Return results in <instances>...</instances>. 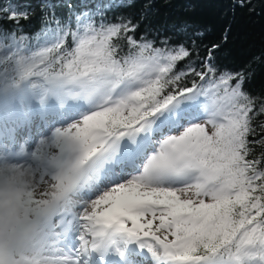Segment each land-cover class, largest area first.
Masks as SVG:
<instances>
[{"label": "snow or ice", "instance_id": "6c2138e0", "mask_svg": "<svg viewBox=\"0 0 264 264\" xmlns=\"http://www.w3.org/2000/svg\"><path fill=\"white\" fill-rule=\"evenodd\" d=\"M29 18L0 5V264H264V101L219 45Z\"/></svg>", "mask_w": 264, "mask_h": 264}, {"label": "trees", "instance_id": "16d2710c", "mask_svg": "<svg viewBox=\"0 0 264 264\" xmlns=\"http://www.w3.org/2000/svg\"><path fill=\"white\" fill-rule=\"evenodd\" d=\"M236 0H0L20 9L30 10L24 22V31L35 35L54 13L63 19L69 12L88 13L97 24L127 22L138 25V34L154 40L157 46L183 43L189 46L192 37L200 56L208 48L214 50L213 63L218 74L242 71L245 75L243 89L256 98L257 107L264 101V10L260 0H253L255 14L235 6ZM46 5V7H41ZM71 5V8L66 7ZM104 5V7H100ZM199 33L200 35H195ZM256 139L264 136L259 127L264 124V114L255 115ZM254 155L264 157V144L253 146Z\"/></svg>", "mask_w": 264, "mask_h": 264}]
</instances>
